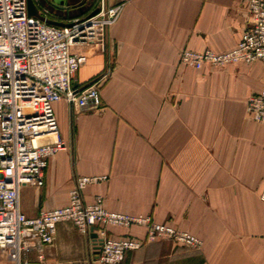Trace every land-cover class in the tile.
Returning a JSON list of instances; mask_svg holds the SVG:
<instances>
[{"label": "crops", "instance_id": "0c3cea01", "mask_svg": "<svg viewBox=\"0 0 264 264\" xmlns=\"http://www.w3.org/2000/svg\"><path fill=\"white\" fill-rule=\"evenodd\" d=\"M123 2L107 30V49L83 51L81 86L107 72L98 108L54 105L67 146L51 156L43 186L20 191L28 216L65 206L78 175L85 201L151 215L203 240L200 249L158 239L129 250L120 264H264V123L246 112L260 90V62L197 69L185 48H233L250 23L243 0H107ZM88 8H86L87 10ZM85 10V11H86ZM68 18L58 16V21ZM111 236L144 239L141 225H110ZM36 259L33 253V260ZM13 264L0 250V264ZM44 264H102L91 234L57 225Z\"/></svg>", "mask_w": 264, "mask_h": 264}, {"label": "built area", "instance_id": "2783aa9c", "mask_svg": "<svg viewBox=\"0 0 264 264\" xmlns=\"http://www.w3.org/2000/svg\"><path fill=\"white\" fill-rule=\"evenodd\" d=\"M243 1L250 10V23L236 45L222 52L185 48L180 52L183 64L197 69L254 62L264 66V0ZM35 2L38 14L30 15L28 0H0V250L13 264H44L45 247L54 242L57 225L62 221L73 222L82 234L96 233L92 236L93 247L102 264H120L127 251L162 238L202 248L200 237L169 222L107 209L102 195H96L92 202L85 201L84 189L106 180V175H78L65 206L42 210L36 216L22 211L21 189L43 186L51 156L67 146L59 134L55 103L64 99L84 110L101 105L100 88L107 72L81 86L76 84L75 76L83 51H106L107 30L123 10V2L94 0L83 13L66 15ZM88 2L78 0L65 5L64 10ZM48 3L53 4L52 0ZM65 15L68 18L57 20ZM246 112L264 123V76L260 90L247 98ZM50 133L55 137L41 139ZM110 225H141L146 235L144 239L114 237L108 232Z\"/></svg>", "mask_w": 264, "mask_h": 264}, {"label": "water", "instance_id": "95a60500", "mask_svg": "<svg viewBox=\"0 0 264 264\" xmlns=\"http://www.w3.org/2000/svg\"><path fill=\"white\" fill-rule=\"evenodd\" d=\"M37 1L43 6H47L49 8L56 9L61 14L72 15L70 13L71 10H69V11L64 10L65 5L71 4V2L69 0H52V2H53L52 5L48 3V0H37ZM93 1L94 0H89V2L86 3L85 5L84 4L78 5L79 7L73 8V9L77 10L74 13V15H77L79 13H83L86 10V8L89 7L90 3H92ZM96 11H97V9L92 11L91 14H94ZM28 12L30 15H37L38 14V9H37L35 0H28ZM50 22L55 23V24H59V25H64V23H62V22H57V21H52V20H50ZM91 236L95 237L96 233H91Z\"/></svg>", "mask_w": 264, "mask_h": 264}, {"label": "bare ground", "instance_id": "6f19581e", "mask_svg": "<svg viewBox=\"0 0 264 264\" xmlns=\"http://www.w3.org/2000/svg\"><path fill=\"white\" fill-rule=\"evenodd\" d=\"M55 137V134L54 133H50V134H46V135H43L41 136V139L42 140H48V139H51V138H54Z\"/></svg>", "mask_w": 264, "mask_h": 264}, {"label": "rangeland", "instance_id": "374dc122", "mask_svg": "<svg viewBox=\"0 0 264 264\" xmlns=\"http://www.w3.org/2000/svg\"><path fill=\"white\" fill-rule=\"evenodd\" d=\"M70 2H71V4H73V3H75L76 1H78V0H69ZM77 10L76 9H71V11H70V13L72 14V15H74V13L76 12ZM45 140V139H44ZM5 264V263H4ZM12 264V263H11Z\"/></svg>", "mask_w": 264, "mask_h": 264}]
</instances>
